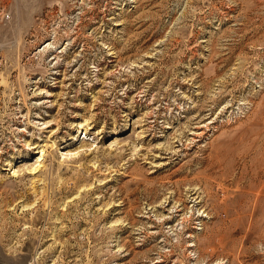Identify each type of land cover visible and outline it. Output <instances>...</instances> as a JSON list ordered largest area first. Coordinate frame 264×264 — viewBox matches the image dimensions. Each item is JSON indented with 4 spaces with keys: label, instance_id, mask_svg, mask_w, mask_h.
<instances>
[{
    "label": "rangeland",
    "instance_id": "rangeland-1",
    "mask_svg": "<svg viewBox=\"0 0 264 264\" xmlns=\"http://www.w3.org/2000/svg\"><path fill=\"white\" fill-rule=\"evenodd\" d=\"M0 264H264V0H0Z\"/></svg>",
    "mask_w": 264,
    "mask_h": 264
}]
</instances>
